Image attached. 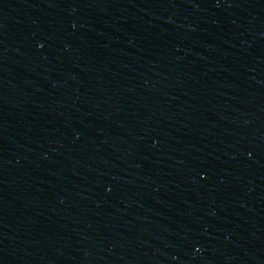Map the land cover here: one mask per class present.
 Masks as SVG:
<instances>
[{"label":"water","instance_id":"1","mask_svg":"<svg viewBox=\"0 0 264 264\" xmlns=\"http://www.w3.org/2000/svg\"><path fill=\"white\" fill-rule=\"evenodd\" d=\"M0 264H264V0H0Z\"/></svg>","mask_w":264,"mask_h":264}]
</instances>
